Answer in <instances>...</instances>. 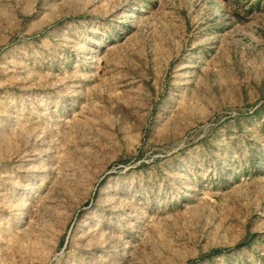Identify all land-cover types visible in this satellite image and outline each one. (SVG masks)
<instances>
[{
  "label": "rangeland",
  "instance_id": "374dc122",
  "mask_svg": "<svg viewBox=\"0 0 264 264\" xmlns=\"http://www.w3.org/2000/svg\"><path fill=\"white\" fill-rule=\"evenodd\" d=\"M0 264H264V0H0Z\"/></svg>",
  "mask_w": 264,
  "mask_h": 264
}]
</instances>
